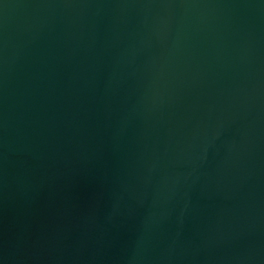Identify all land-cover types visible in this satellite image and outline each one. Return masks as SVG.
I'll return each instance as SVG.
<instances>
[{
	"label": "water",
	"instance_id": "95a60500",
	"mask_svg": "<svg viewBox=\"0 0 264 264\" xmlns=\"http://www.w3.org/2000/svg\"><path fill=\"white\" fill-rule=\"evenodd\" d=\"M0 264H264V0H0Z\"/></svg>",
	"mask_w": 264,
	"mask_h": 264
}]
</instances>
